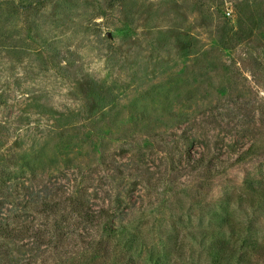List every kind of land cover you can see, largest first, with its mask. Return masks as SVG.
<instances>
[{
  "label": "rangeland",
  "instance_id": "374dc122",
  "mask_svg": "<svg viewBox=\"0 0 264 264\" xmlns=\"http://www.w3.org/2000/svg\"><path fill=\"white\" fill-rule=\"evenodd\" d=\"M262 188L264 0H0V224L30 222L39 247L0 238L11 263L264 249V206L242 200ZM76 202L118 231L96 254Z\"/></svg>",
  "mask_w": 264,
  "mask_h": 264
},
{
  "label": "trees",
  "instance_id": "16d2710c",
  "mask_svg": "<svg viewBox=\"0 0 264 264\" xmlns=\"http://www.w3.org/2000/svg\"><path fill=\"white\" fill-rule=\"evenodd\" d=\"M249 151L244 153V155L240 156L236 162H242L246 160L248 157L247 154ZM192 164L194 165V170H198L200 168H204L206 170L207 177L214 178L218 173V170L211 164L210 160L208 159L205 162V156L202 155L198 159H193ZM257 197H245L244 201H248L251 207H260L264 206V188L258 190ZM241 198V197H240ZM241 200V201H242ZM56 204L47 207L53 211V208L56 209ZM84 205L82 203L76 202L74 204V211L77 215L86 223L94 225L96 227L101 228L102 233L104 234L105 240L103 241H89L85 244L86 247L89 248L91 253H98L99 251L103 250V246L108 247V245L113 241L116 240L118 234L114 228L108 227L105 219L106 213L104 211H100L97 214L94 212H89L83 209ZM30 222H28V226L23 224V222L17 223L16 225L10 224H0V238L5 242H14L15 240H22L19 238H27L32 239V244L35 245L37 243L35 235L36 229L33 230V227ZM26 236V237H25ZM38 244V243H37ZM184 241H181L177 247V258L181 259L183 254V246ZM33 248L38 250V245L33 246ZM247 252L243 253L241 245L238 243L237 240H232L231 238L227 241H222L221 244L217 247L216 250L209 254V262L210 264H234L236 261H242V264H264V256L260 257L259 261L253 260L252 256L254 255H262L264 254V249L259 248L257 243H251L247 246ZM262 252V253H261ZM108 257L110 252H104ZM11 253L7 252V248L4 245H0V259L5 264H13L10 262Z\"/></svg>",
  "mask_w": 264,
  "mask_h": 264
},
{
  "label": "built area",
  "instance_id": "2783aa9c",
  "mask_svg": "<svg viewBox=\"0 0 264 264\" xmlns=\"http://www.w3.org/2000/svg\"><path fill=\"white\" fill-rule=\"evenodd\" d=\"M227 15H229V13H227Z\"/></svg>",
  "mask_w": 264,
  "mask_h": 264
}]
</instances>
